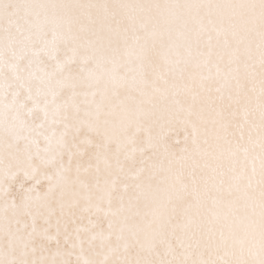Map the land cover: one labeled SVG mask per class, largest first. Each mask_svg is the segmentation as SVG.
<instances>
[{
  "label": "snow or ice",
  "instance_id": "snow-or-ice-1",
  "mask_svg": "<svg viewBox=\"0 0 264 264\" xmlns=\"http://www.w3.org/2000/svg\"><path fill=\"white\" fill-rule=\"evenodd\" d=\"M0 264H264V0H0Z\"/></svg>",
  "mask_w": 264,
  "mask_h": 264
}]
</instances>
